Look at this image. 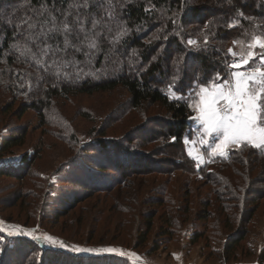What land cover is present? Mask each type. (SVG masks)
I'll list each match as a JSON object with an SVG mask.
<instances>
[{"label":"trees","instance_id":"trees-1","mask_svg":"<svg viewBox=\"0 0 264 264\" xmlns=\"http://www.w3.org/2000/svg\"><path fill=\"white\" fill-rule=\"evenodd\" d=\"M46 2L51 6L53 0ZM22 3L23 0H0V12L5 14V20ZM67 3L65 0L62 6L67 8ZM39 4L40 0H30V7L38 8ZM90 10L96 11L91 5ZM119 12L129 29L128 35L111 51L112 46L102 38V51L93 58V72L78 78L76 68L88 64L82 53L75 56L79 63L75 67L61 68L58 78L38 69L27 57L18 59L17 52L9 51L14 25L0 22V95L8 99L5 110L17 104V115L32 110L42 124L65 130L64 141L76 147L75 155L67 159L65 165L75 168L78 163L79 167L74 176L59 175L57 180L63 184L106 192L122 187L131 175L155 173L169 178L179 172L184 178L181 204L172 208L173 202L166 195L168 180L160 184L153 198V204H166L163 217L166 215L167 227L162 236L170 240L176 227H180V220L184 222L190 216L189 194L193 188L190 180L198 189L206 187L204 197L199 200L200 210L207 212L204 220L213 215V209L224 219L222 227L226 233L218 258L228 262L239 244L246 240L251 220L264 200V149H233L225 157H210L208 162L199 165L188 155L185 143L196 131L192 119L194 111L188 103L191 102L190 89L200 86L198 79L207 84L217 72L223 78L230 75L227 65L232 63L233 57L228 53L229 48L237 53L246 52L247 42L253 35H264V0H187V3L184 0H126ZM25 14L26 9L17 12L18 17ZM205 24L210 27L205 28ZM229 24L233 26L230 28ZM86 27H91L90 19ZM154 35L160 39L148 45L146 42ZM205 35L209 40L207 46L204 45ZM189 39L197 44L189 45ZM234 40L242 43L234 45ZM134 50L136 56L132 55ZM116 91L124 95V101L113 110L122 120L119 122L123 123L131 114L141 119L136 128L121 136L106 135L101 128L94 134L91 131L88 142L80 144L71 124L53 116L57 99ZM151 107L158 109L157 113L146 116L145 111ZM26 137L27 131L22 129L4 135L0 140V158L22 146ZM202 152L208 155V148L203 147ZM33 153L25 152L11 163L0 161V176L22 180L37 158ZM57 185L48 182V187ZM79 193L60 188L55 205L71 208L85 196ZM154 216L146 219L134 246L129 249L137 251L147 242ZM204 226L205 230L197 229L192 233L191 244L204 239L208 246L219 232L212 226L214 233L206 236L210 226L207 222ZM0 264H132V261L118 253L75 254L24 235L0 232Z\"/></svg>","mask_w":264,"mask_h":264},{"label":"rangeland","instance_id":"rangeland-1","mask_svg":"<svg viewBox=\"0 0 264 264\" xmlns=\"http://www.w3.org/2000/svg\"><path fill=\"white\" fill-rule=\"evenodd\" d=\"M93 69L94 59L91 63L76 68L81 77L89 76ZM123 99L121 91L78 95L71 99H57L52 112L55 118L71 124L70 127L81 144L88 142L91 131L94 134V131L101 128L106 135L115 137L136 128V124L141 121L139 115L131 114L122 123L113 113L116 105H120ZM7 101V97L0 95V140L4 135L20 129L27 131V137L22 146L13 148L0 161L15 162L23 153L32 154L33 151L37 158L33 161L29 174L22 180L0 176V221L3 222L0 227L4 229L3 232L8 234L16 230L15 226H19L24 230H34L35 236L51 235L69 246L104 248L107 244L105 247L120 249L131 259L132 264H264V200L259 203L251 220L246 240L239 244L235 255L224 262L218 258L221 256V241L226 233L222 227L224 219L213 209V215L204 220L207 212L200 210L199 200L204 197L206 187L198 189L190 180L193 187L189 194L191 213L186 221L180 220V227H176L170 240L167 236H162L167 227L166 215L163 217L166 204H153V198L156 197L160 184L168 180L165 183L166 195L173 202L172 208L180 205L184 195V178L179 172L169 178L155 173L131 175L122 187L106 192L58 182L59 175L74 176L77 172L78 163L75 168L65 165L67 159L75 155L76 147L64 141L65 130L42 124L34 111L28 110L17 115V104L10 110H5ZM157 110L151 107L144 114L155 115ZM194 125L196 131L193 138L187 139L186 145L193 157L203 156V162L195 159L202 165L210 160V156L203 154L202 148H207V145L201 143L199 124L195 121ZM84 153L87 154V151ZM48 182L58 185L48 187ZM60 188L67 189L68 192L79 191V194L85 196L77 205L61 208L55 205L57 196H60ZM151 215L155 216L147 242L137 249L139 252L129 249L134 246L140 227ZM205 222L210 226L205 232L206 236L214 233L212 226L218 229V234L208 246L204 239L191 244L192 233L197 229L205 230ZM39 241L45 243L43 240ZM155 247H158L157 250ZM132 253L135 255H131Z\"/></svg>","mask_w":264,"mask_h":264},{"label":"snow or ice","instance_id":"snow-or-ice-1","mask_svg":"<svg viewBox=\"0 0 264 264\" xmlns=\"http://www.w3.org/2000/svg\"><path fill=\"white\" fill-rule=\"evenodd\" d=\"M125 2L126 0H68L67 8H64L62 5L65 0H53L51 6L46 0H40L37 8L30 7V0H23L6 20L5 14L0 12V22L14 25L13 42L9 45V51L17 52L18 59L27 57L38 69L42 68L46 73L59 78L61 68L70 65L75 67L79 63L75 59L77 53H82L87 63H91L95 54L102 51V38L112 46L109 51L123 42L129 29L120 18L119 9L125 7ZM184 2L187 3V0ZM90 5L96 9L95 13L90 10ZM19 9H26V14L18 17ZM89 19L91 27H86ZM172 22L175 23V20ZM228 26L231 28L233 25ZM209 27L210 24H205V28ZM158 39L160 37L154 35L146 43L151 45ZM208 42V36L205 35L204 45L207 46ZM241 43L240 40L233 41L234 45ZM188 44L195 45L197 41L189 39ZM228 53L233 61L227 65L230 69L227 78L217 72L207 84L198 79L199 88L190 89L191 102L188 107L196 114L192 119L199 124L201 143L210 149L208 156L212 158L225 157L233 149L240 151L244 147L264 149V35H253L247 42L246 52L242 50L237 53L229 48ZM132 55L136 56L135 50ZM78 76L79 74L77 78ZM38 79L42 80L43 77L38 76ZM172 139L175 141L176 138ZM188 155L193 157L191 151ZM193 159L203 162V156ZM0 224L3 222L0 221ZM15 227L16 230L8 232V235L31 236L32 239L43 240L52 247L75 254L124 255L120 249L111 247L69 246L51 235L35 236L34 230ZM3 231L0 227V232Z\"/></svg>","mask_w":264,"mask_h":264},{"label":"crops","instance_id":"crops-1","mask_svg":"<svg viewBox=\"0 0 264 264\" xmlns=\"http://www.w3.org/2000/svg\"><path fill=\"white\" fill-rule=\"evenodd\" d=\"M195 126V125H194ZM187 148H188V146H187ZM188 152H189V150H188Z\"/></svg>","mask_w":264,"mask_h":264}]
</instances>
